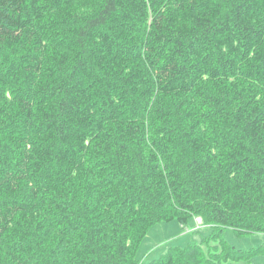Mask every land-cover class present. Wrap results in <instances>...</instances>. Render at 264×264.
Masks as SVG:
<instances>
[{
  "label": "trees",
  "instance_id": "1",
  "mask_svg": "<svg viewBox=\"0 0 264 264\" xmlns=\"http://www.w3.org/2000/svg\"><path fill=\"white\" fill-rule=\"evenodd\" d=\"M194 217L148 264L262 251L224 232L264 235V0H0V264H137Z\"/></svg>",
  "mask_w": 264,
  "mask_h": 264
},
{
  "label": "rangeland",
  "instance_id": "2",
  "mask_svg": "<svg viewBox=\"0 0 264 264\" xmlns=\"http://www.w3.org/2000/svg\"><path fill=\"white\" fill-rule=\"evenodd\" d=\"M210 228L211 225L204 224L198 217L192 218L184 227H181L176 221L157 223L148 231L140 243L136 255L137 264H148L151 260L164 255L169 247H183L190 242L200 244L206 250L204 241L210 234ZM224 238L228 244L237 249L251 250L261 247L262 251L251 257L249 262L239 259L234 262L231 260L222 261L220 264H264V235L252 234L246 238H240L231 229H228L224 232ZM208 244L213 251L216 250L217 246H221L217 239L208 241Z\"/></svg>",
  "mask_w": 264,
  "mask_h": 264
}]
</instances>
